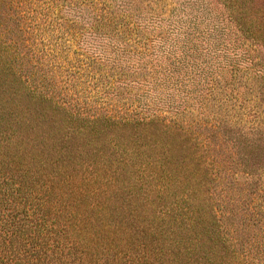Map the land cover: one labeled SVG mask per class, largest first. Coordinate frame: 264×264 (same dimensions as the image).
Returning a JSON list of instances; mask_svg holds the SVG:
<instances>
[{
    "label": "trees",
    "instance_id": "1",
    "mask_svg": "<svg viewBox=\"0 0 264 264\" xmlns=\"http://www.w3.org/2000/svg\"><path fill=\"white\" fill-rule=\"evenodd\" d=\"M208 1L0 0V264H264V0Z\"/></svg>",
    "mask_w": 264,
    "mask_h": 264
},
{
    "label": "rangeland",
    "instance_id": "2",
    "mask_svg": "<svg viewBox=\"0 0 264 264\" xmlns=\"http://www.w3.org/2000/svg\"><path fill=\"white\" fill-rule=\"evenodd\" d=\"M150 2H152V0H150ZM153 3L154 2H152V5H153ZM145 4V3H144ZM208 6L206 7L205 5L203 6V9H206V16H208V18H213V20H217V18H218V16H226L227 15V8H228V6L226 7V5L224 6V5H222V3L219 1V0H209L208 1ZM158 6L159 5H156V4H154V7L156 8V11L157 12H159V10H160V8H161V6L158 8ZM209 8L210 9H212V12H211V10H209ZM169 9H170V7H166V9H165V14L164 15H161V17L162 18H166L168 15H169ZM208 9V10H207ZM210 11V12H209ZM57 11H55V12H53L52 14H55ZM160 14H161V12H159ZM158 13V14H159ZM255 15V14H254ZM205 16V15H204ZM256 22H258V20H256ZM9 24H10V22H9ZM69 39V38H68ZM73 44H75V43H73ZM78 57L79 58H82V56H80V55H78ZM162 98H164L163 96H162ZM214 103V107H212L211 108V111L212 112H224L222 109H223V107L222 108H219L218 107V104H216V102H213ZM161 109V108H160ZM147 133H148V135L150 136H153L152 138H157V139H159V140H161V141H163V136L162 137H157V134L156 133H152V132H148L147 131ZM159 134V133H158ZM215 140V139H214ZM197 142V141H196ZM215 142L217 143V145L215 144V143H213L214 145H215V147L217 148V149H219L220 150V155L221 156H219L218 158L220 159V160H222L223 158H227L228 157V155L226 154V151H227V149H224V151L222 152L221 151V149H220V140L217 142L216 140H215ZM223 153H225L224 155H222ZM228 166H231V163H228L227 164ZM230 170H234L233 168L232 169H230ZM262 181L264 182V176H263V178H262ZM236 193V192H235ZM234 193V194H235ZM243 198L244 199H246V197L245 196H243ZM255 205H259V203H258V201H255ZM260 205H262L263 206V208H264V204H260ZM261 240H262V237H261ZM262 241H264V239L262 240ZM249 245H247V247H248ZM250 248V247H249ZM241 262H243V261H241ZM251 262V259L250 258H248V259H245V263H250Z\"/></svg>",
    "mask_w": 264,
    "mask_h": 264
}]
</instances>
